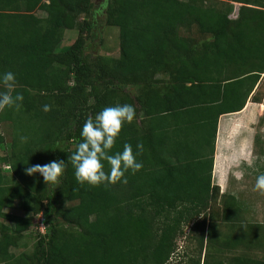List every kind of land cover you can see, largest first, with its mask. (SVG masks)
Wrapping results in <instances>:
<instances>
[{
  "label": "trees",
  "instance_id": "16d2710c",
  "mask_svg": "<svg viewBox=\"0 0 264 264\" xmlns=\"http://www.w3.org/2000/svg\"><path fill=\"white\" fill-rule=\"evenodd\" d=\"M104 5L118 57L89 51L94 0H0V76L13 72L24 97L0 112V264H264V219L213 181L219 119L242 111L264 74V0ZM68 30L78 37L65 48ZM124 104L136 118L109 154L130 144L143 167L126 184L80 185L69 157L85 120ZM255 146L264 158L259 135ZM51 161L66 164L58 188L25 174ZM182 238L193 252L172 263Z\"/></svg>",
  "mask_w": 264,
  "mask_h": 264
},
{
  "label": "clouds",
  "instance_id": "9594fccd",
  "mask_svg": "<svg viewBox=\"0 0 264 264\" xmlns=\"http://www.w3.org/2000/svg\"><path fill=\"white\" fill-rule=\"evenodd\" d=\"M0 86L6 90L0 92V112L13 107L18 111L24 97L19 93L13 95L16 88L15 74L11 71L5 72L0 76ZM43 111H51V106L44 105ZM135 118L136 109L131 104L105 107L95 117L88 116L80 131L82 142L69 157L75 169V179L80 185L88 184L95 187L101 184L115 185L120 182L126 184L127 172L131 171L135 174L141 170L142 162L137 161L130 144L126 143L122 152L109 154L124 124H131ZM26 139L21 137L22 141ZM137 149L142 153L143 144H137ZM103 161H107L110 166L108 172L104 170ZM251 163L252 161H249L250 166ZM65 167L64 161H51L45 165L26 167L25 174L34 176L38 173L47 186L52 185L58 188ZM238 175L242 178L244 173L240 172ZM253 191L264 195V174L256 177Z\"/></svg>",
  "mask_w": 264,
  "mask_h": 264
},
{
  "label": "rangeland",
  "instance_id": "374dc122",
  "mask_svg": "<svg viewBox=\"0 0 264 264\" xmlns=\"http://www.w3.org/2000/svg\"><path fill=\"white\" fill-rule=\"evenodd\" d=\"M105 0H94L95 2V20H96V28L94 29L92 35L88 39V45H89V51L93 54H100L105 56H113L118 57L120 54V39H119V30L117 27H109L106 26L105 20H104V14H105ZM106 3V2H105ZM240 5L235 3V9L234 12L230 15L231 19L237 18V11L236 9ZM66 36L64 38L63 47L69 48L73 42L78 37V31L76 30H68L66 31ZM261 97H264V90L260 92ZM261 98V99H262ZM7 129V127L5 126ZM0 129H4V126L0 124ZM258 129V135L261 136V138L264 141V116L260 117L259 123L257 126ZM10 140L7 139V142ZM221 149V148H220ZM222 151V150H220ZM253 160L255 163V160L258 161L257 165L258 168L255 167V164L253 163V168L251 172L246 173L245 170L241 172H245L246 174L243 175L242 179L239 180V182L234 181L233 173L231 174L229 180L223 184L221 193L223 192H229L231 194H235L239 199H242L244 201H247L251 205V209L249 210L248 216L251 218V220L262 222L264 219V195H260L258 192L253 191L256 177L260 175L261 173V167L264 166V158H260L258 154V149L254 145L253 148ZM220 154V153H219ZM240 173V172H239ZM214 184L218 185L220 182V178L214 177L213 179ZM36 223V221H35ZM39 232V230L36 229V227L31 231V234H29V237L26 239V242L28 243V251H32L34 242L37 240L36 233ZM188 232V231H187ZM194 244L190 242L186 238L180 239L178 242V251L172 258V263H178L184 259L185 255H190L193 252Z\"/></svg>",
  "mask_w": 264,
  "mask_h": 264
},
{
  "label": "crops",
  "instance_id": "0c3cea01",
  "mask_svg": "<svg viewBox=\"0 0 264 264\" xmlns=\"http://www.w3.org/2000/svg\"><path fill=\"white\" fill-rule=\"evenodd\" d=\"M263 90L264 74L255 85L244 109L240 112L222 115L219 119L213 179L214 177L220 178V182L218 183L220 188H222V183L225 184L229 180L232 173L234 181L239 182L242 179L238 175L239 172L245 170L246 173H249L253 168V148L255 139L258 136L257 126L260 117L264 116V97L262 98L260 95V92ZM255 97L260 102H256L254 100ZM0 135H5L1 129ZM3 153V150L0 148V159L3 157ZM249 161H252L251 166ZM257 163L258 161L255 160L254 164L256 168H258ZM8 167L9 165L6 162L0 161V169L3 174L8 175ZM245 172L244 175L246 174ZM6 212L20 213L18 209H7Z\"/></svg>",
  "mask_w": 264,
  "mask_h": 264
},
{
  "label": "built area",
  "instance_id": "2783aa9c",
  "mask_svg": "<svg viewBox=\"0 0 264 264\" xmlns=\"http://www.w3.org/2000/svg\"><path fill=\"white\" fill-rule=\"evenodd\" d=\"M237 10V9H236ZM42 220H43V218H41ZM41 230L43 231L44 230V227H43V225L41 226Z\"/></svg>",
  "mask_w": 264,
  "mask_h": 264
}]
</instances>
